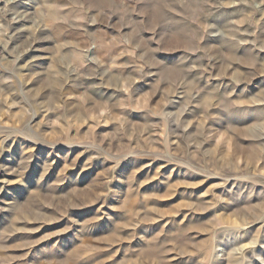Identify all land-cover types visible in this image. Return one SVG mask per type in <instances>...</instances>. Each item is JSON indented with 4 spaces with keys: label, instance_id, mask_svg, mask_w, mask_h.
<instances>
[{
    "label": "rangeland",
    "instance_id": "1",
    "mask_svg": "<svg viewBox=\"0 0 264 264\" xmlns=\"http://www.w3.org/2000/svg\"><path fill=\"white\" fill-rule=\"evenodd\" d=\"M0 264H264V0H0Z\"/></svg>",
    "mask_w": 264,
    "mask_h": 264
}]
</instances>
